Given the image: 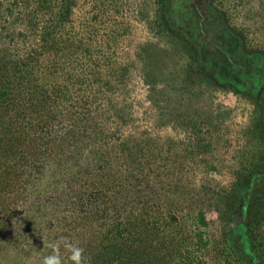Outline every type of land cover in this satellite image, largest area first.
Segmentation results:
<instances>
[{
  "label": "trees",
  "instance_id": "1",
  "mask_svg": "<svg viewBox=\"0 0 264 264\" xmlns=\"http://www.w3.org/2000/svg\"><path fill=\"white\" fill-rule=\"evenodd\" d=\"M160 2L166 26L172 9L195 11L191 0ZM1 4L0 264H42L52 251L47 245L61 237L83 248L90 264H264L261 120L253 121L257 150L223 187L156 172L158 151L170 168L169 146L140 136L110 144L89 111L61 107L69 88L59 82L60 13L46 0ZM243 43L237 38L232 47L243 66L220 50L212 55L216 63L205 61L204 47L193 45V69L234 90H261L263 99L264 50H242ZM222 63L230 69L225 76ZM60 255L72 264L63 245Z\"/></svg>",
  "mask_w": 264,
  "mask_h": 264
},
{
  "label": "rangeland",
  "instance_id": "2",
  "mask_svg": "<svg viewBox=\"0 0 264 264\" xmlns=\"http://www.w3.org/2000/svg\"><path fill=\"white\" fill-rule=\"evenodd\" d=\"M46 2L62 16L56 41L63 67L59 82L69 89L61 107L75 114L89 111L110 144L140 136L169 146L170 168L158 151L156 172L216 188L227 185L247 154L255 153L254 120H261L257 129L264 127L261 90L222 86L209 71L193 69L191 54L199 44L205 61L215 62L212 55L220 50L221 57L228 54L242 65L247 61L232 48L234 40L244 42L242 50H264V0H191L194 12L172 9V27L162 20L160 0ZM197 16L201 32L194 26ZM226 66L222 63V76L230 71ZM257 108H263L259 117Z\"/></svg>",
  "mask_w": 264,
  "mask_h": 264
},
{
  "label": "clouds",
  "instance_id": "3",
  "mask_svg": "<svg viewBox=\"0 0 264 264\" xmlns=\"http://www.w3.org/2000/svg\"><path fill=\"white\" fill-rule=\"evenodd\" d=\"M61 245L68 251V259L72 264H90V258L84 254V249L65 237H61L59 240L50 242L47 245L52 251L43 257L42 264H64L60 255Z\"/></svg>",
  "mask_w": 264,
  "mask_h": 264
}]
</instances>
